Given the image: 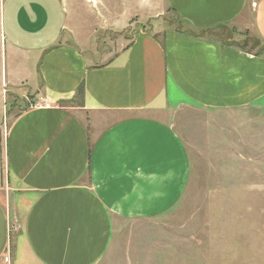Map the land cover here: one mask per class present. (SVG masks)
<instances>
[{"label":"crops","instance_id":"0c3cea01","mask_svg":"<svg viewBox=\"0 0 264 264\" xmlns=\"http://www.w3.org/2000/svg\"><path fill=\"white\" fill-rule=\"evenodd\" d=\"M164 4L184 29L135 31L94 64L63 0L3 1L6 45L28 74L37 65L45 103L7 135L0 257L11 247L13 264H102L117 222L159 219L189 187L191 158L165 113L264 108V55L237 45L252 33L264 45V0ZM1 164L0 146V181Z\"/></svg>","mask_w":264,"mask_h":264},{"label":"rangeland","instance_id":"374dc122","mask_svg":"<svg viewBox=\"0 0 264 264\" xmlns=\"http://www.w3.org/2000/svg\"><path fill=\"white\" fill-rule=\"evenodd\" d=\"M3 1L0 189L7 193L8 132L21 112L45 102L31 84L38 83L37 65L31 66L28 74L29 66L27 69L23 61L16 63L6 45L1 24ZM63 4L75 19L80 39L95 46L90 53L94 64L105 63L129 44L135 31L184 29L166 10L164 0H63ZM220 34L222 31L214 37L220 38ZM249 38L252 45L258 39L254 33ZM237 39L243 46L245 38ZM257 52L252 48V53ZM25 79L28 87L10 85ZM162 117L178 132L189 152V187L176 209L159 219L117 222L112 251L102 264H264V108L183 107Z\"/></svg>","mask_w":264,"mask_h":264},{"label":"trees","instance_id":"16d2710c","mask_svg":"<svg viewBox=\"0 0 264 264\" xmlns=\"http://www.w3.org/2000/svg\"><path fill=\"white\" fill-rule=\"evenodd\" d=\"M144 30V29H143ZM233 37V35L231 34V37H229V38H232ZM237 45L240 47V48H242V49H244V50H249V48L251 49V51H252V48H253V50H256V49H258V52L256 53V55L257 56H263L264 55V45H262V43H261V41L260 40H256L255 41V43L252 45V42H251V39L249 38V37H246L245 39H244V43H243V46H242V44L241 43H237ZM25 111V110H24ZM9 112H11V111H9Z\"/></svg>","mask_w":264,"mask_h":264},{"label":"built area","instance_id":"2783aa9c","mask_svg":"<svg viewBox=\"0 0 264 264\" xmlns=\"http://www.w3.org/2000/svg\"><path fill=\"white\" fill-rule=\"evenodd\" d=\"M0 264H13L11 247H8L5 254L2 257H0Z\"/></svg>","mask_w":264,"mask_h":264}]
</instances>
